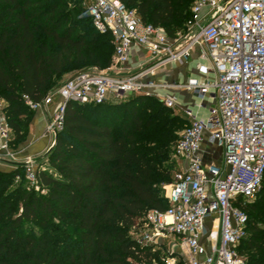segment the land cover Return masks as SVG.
Wrapping results in <instances>:
<instances>
[{"label": "trees", "instance_id": "16d2710c", "mask_svg": "<svg viewBox=\"0 0 264 264\" xmlns=\"http://www.w3.org/2000/svg\"><path fill=\"white\" fill-rule=\"evenodd\" d=\"M120 1L172 39L193 20L195 0ZM113 55L111 34L95 29L84 0H0V101L11 150L26 142L35 116L25 97L43 102L66 76L111 67ZM188 126L148 95L68 103L36 187L24 165L0 170V264H160L161 249L132 232L146 229L150 211L169 208L164 187ZM243 208L239 252L247 264H264V188Z\"/></svg>", "mask_w": 264, "mask_h": 264}, {"label": "built area", "instance_id": "2783aa9c", "mask_svg": "<svg viewBox=\"0 0 264 264\" xmlns=\"http://www.w3.org/2000/svg\"><path fill=\"white\" fill-rule=\"evenodd\" d=\"M84 2L95 29L113 38L112 67L122 73L135 51L145 52L155 63L127 77L80 72L43 102L25 97L26 105L36 112L58 99L47 127V133L54 135L64 129L70 102L101 105L110 95L117 99L148 95L175 109L173 97L159 96L155 90L185 88L201 102L213 93L215 105L208 119L185 111L190 123L174 148V157L188 166L178 168L173 181L164 187L169 208L148 213L146 230L155 234L146 233L141 242L155 244L159 236H174L189 253L186 264H247L239 252L248 234L249 217L243 207L264 188V0H196L185 36L174 39L164 29L146 24L137 10L120 0ZM196 46L205 48L201 71L206 80L170 85L144 79L159 65L187 61ZM4 107L0 101V162L7 163L15 152L10 148L12 130ZM205 141L221 150L220 165L203 162ZM26 169L27 179L36 187L37 169L30 159ZM213 217L216 220L209 229L208 219Z\"/></svg>", "mask_w": 264, "mask_h": 264}, {"label": "crops", "instance_id": "0c3cea01", "mask_svg": "<svg viewBox=\"0 0 264 264\" xmlns=\"http://www.w3.org/2000/svg\"><path fill=\"white\" fill-rule=\"evenodd\" d=\"M155 62L150 59L145 52L135 51L132 54L130 63L126 69L121 73L123 76H132L139 74L149 67L153 66ZM206 63L205 48L203 46H196L192 52L191 57L184 62L166 63L157 66L154 74H148L144 77L147 81L165 82L170 85H182L188 83L192 79L204 81L207 77L202 73L201 66ZM74 75L66 76L56 88L63 85ZM153 92V91H152ZM159 96L169 94L175 99L177 107L173 109L176 114L185 118L189 123L190 119L186 115V110H191L199 119L206 120L210 114V108L215 105L214 94L210 93L205 100H201L192 92L185 88H172L170 90H155ZM110 100L116 102L114 95L109 96ZM59 101L54 99L53 103L44 106L41 110L35 112V116L30 125V132L26 142L21 144L19 149L15 151V157L8 161L5 165V171L14 170L18 165H27L28 160L32 161L35 168L39 167L46 161V154L54 142V135L47 133V127L50 119L58 109ZM202 160L205 164L222 163V152L216 146L208 141H205L201 149ZM187 161H178V168L186 169ZM47 168V166H44Z\"/></svg>", "mask_w": 264, "mask_h": 264}, {"label": "rangeland", "instance_id": "374dc122", "mask_svg": "<svg viewBox=\"0 0 264 264\" xmlns=\"http://www.w3.org/2000/svg\"><path fill=\"white\" fill-rule=\"evenodd\" d=\"M194 2H196V0ZM206 23L207 22H205L204 24H206ZM181 35L185 36V32H181ZM183 41H185V37H184ZM88 71L91 73H94V74L101 73V74H107V75H111V76L121 75V73L116 68H114L112 66L108 67V68H104L102 70H98L96 68H90ZM129 97L130 96L123 97L119 100H125V99H128ZM108 100H109V98H108ZM114 101L110 100V102H114ZM174 159L178 162V160L176 158H174ZM5 164L6 163L0 162V170L1 171H5V169H6ZM26 179H27V176H26ZM27 181H29V180L27 179ZM215 220H216V217L208 219L209 229H212V224ZM146 233H149L151 236H153L155 234V231L152 229L151 230L142 229V231L134 230L132 232V236L141 241L145 238ZM145 244L149 245V246H154L157 249H161V251H162L161 257H163V258H161L160 264H186V262L190 258L189 253L186 250V248L184 247L182 241L177 239L174 236H166V237H162V236L160 237L159 236V238L155 239V244L152 242L149 243L147 241L145 242ZM156 264H159V263H156Z\"/></svg>", "mask_w": 264, "mask_h": 264}, {"label": "water", "instance_id": "95a60500", "mask_svg": "<svg viewBox=\"0 0 264 264\" xmlns=\"http://www.w3.org/2000/svg\"><path fill=\"white\" fill-rule=\"evenodd\" d=\"M58 137H59V133L55 132L54 133V142H53L52 146L50 147V149L48 150L46 156L48 154H50L52 152V150L56 147V145L58 143ZM24 166H26V165H24Z\"/></svg>", "mask_w": 264, "mask_h": 264}]
</instances>
